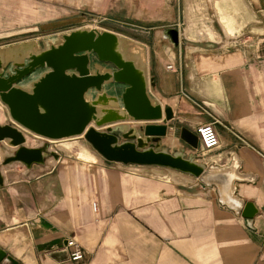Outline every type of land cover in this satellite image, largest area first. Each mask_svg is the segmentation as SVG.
Instances as JSON below:
<instances>
[{
  "label": "crops",
  "instance_id": "obj_1",
  "mask_svg": "<svg viewBox=\"0 0 264 264\" xmlns=\"http://www.w3.org/2000/svg\"><path fill=\"white\" fill-rule=\"evenodd\" d=\"M68 3L65 23L83 9L121 26L126 15L154 32L150 41L132 40L147 49L151 96L173 112L162 146L184 148L207 168L237 160L246 179L235 183V195L255 215L237 216L216 188L175 170L99 162L87 152L78 153L85 160L57 155L52 165L41 152L42 162L0 174V264H264V0L216 1L222 34L211 37L192 29L190 8L177 0H132L126 9L122 0ZM164 28L177 29L182 43L174 46ZM208 124L217 148L181 140L182 130L198 137ZM173 175L181 182L167 179ZM71 239L83 250L80 263L70 260Z\"/></svg>",
  "mask_w": 264,
  "mask_h": 264
},
{
  "label": "water",
  "instance_id": "obj_2",
  "mask_svg": "<svg viewBox=\"0 0 264 264\" xmlns=\"http://www.w3.org/2000/svg\"><path fill=\"white\" fill-rule=\"evenodd\" d=\"M165 34L174 46L182 43L177 29ZM154 89L146 47L109 30L82 27L1 47L0 102L15 126L0 125V142L20 148L14 160L29 165L42 161L41 150L26 148L17 127L49 141L84 137L108 163L194 176L216 188L222 206L253 219L254 206L235 195V183L246 179L236 159L228 168H207L184 148L170 153L162 146L173 112L151 96ZM181 140L198 148V137L186 129Z\"/></svg>",
  "mask_w": 264,
  "mask_h": 264
},
{
  "label": "rangeland",
  "instance_id": "obj_3",
  "mask_svg": "<svg viewBox=\"0 0 264 264\" xmlns=\"http://www.w3.org/2000/svg\"><path fill=\"white\" fill-rule=\"evenodd\" d=\"M216 1L219 0H177V4H184L190 8L191 18L193 17L192 19L195 20L194 24L191 25L194 31L198 29L203 36L209 35L211 37L222 34L216 21V14H214ZM68 2L69 0H0V5L3 7V10L0 9V24L2 26L0 29V48L31 40H43L44 38L82 27L109 30L135 40L145 41L146 38L150 41L153 38V31H145L140 25L133 24L131 19L125 17L126 15L123 17L124 20H120V23L127 24L124 26L104 19H102L104 20L102 23L95 24L90 20H100L96 18V15L90 13L91 11L87 12L83 11V9H77L75 15L78 19L75 21L76 23H65L64 21L72 14L70 12L73 11L69 9ZM131 4L132 0H122L124 9L131 6ZM167 30L169 28H164L162 31ZM144 32H149V34L146 35ZM0 125H14L7 108L1 102ZM17 128L20 129L19 127ZM23 132L26 135L25 147L28 149H40L41 152L46 153L44 161L48 160L52 165L57 164V155L63 160H85L78 154L81 152H87L96 157L99 162H103V158L93 150L84 137L49 141L26 131ZM165 144L170 148L177 146L174 138H167ZM19 150L20 148H12L8 141L0 142V157L2 156L0 158V174L17 173L27 168L25 163L14 160ZM180 177V175H173L167 179L179 183L181 182L179 180Z\"/></svg>",
  "mask_w": 264,
  "mask_h": 264
},
{
  "label": "built area",
  "instance_id": "obj_4",
  "mask_svg": "<svg viewBox=\"0 0 264 264\" xmlns=\"http://www.w3.org/2000/svg\"><path fill=\"white\" fill-rule=\"evenodd\" d=\"M104 20L93 21L96 23H102ZM197 135L201 146L205 151H210L217 148L220 144L218 134L213 124L201 126L197 130ZM67 248L70 250V260L74 263H80L84 260V253L81 246L74 240L67 241Z\"/></svg>",
  "mask_w": 264,
  "mask_h": 264
},
{
  "label": "bare ground",
  "instance_id": "obj_5",
  "mask_svg": "<svg viewBox=\"0 0 264 264\" xmlns=\"http://www.w3.org/2000/svg\"><path fill=\"white\" fill-rule=\"evenodd\" d=\"M168 144V143H167Z\"/></svg>",
  "mask_w": 264,
  "mask_h": 264
}]
</instances>
